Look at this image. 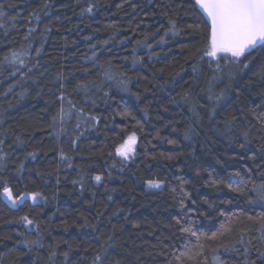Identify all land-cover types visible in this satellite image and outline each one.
I'll return each mask as SVG.
<instances>
[{"label": "trees", "instance_id": "1", "mask_svg": "<svg viewBox=\"0 0 264 264\" xmlns=\"http://www.w3.org/2000/svg\"><path fill=\"white\" fill-rule=\"evenodd\" d=\"M0 11V264H261L264 47L219 70L201 60L210 26L195 0ZM133 133L124 160L116 148ZM5 186L40 200L12 206Z\"/></svg>", "mask_w": 264, "mask_h": 264}, {"label": "snow or ice", "instance_id": "2", "mask_svg": "<svg viewBox=\"0 0 264 264\" xmlns=\"http://www.w3.org/2000/svg\"><path fill=\"white\" fill-rule=\"evenodd\" d=\"M195 3L203 10L204 13H206L208 20L210 21L209 40L204 49L201 51V55L199 57L201 60L207 57L210 62L215 61L216 68L219 70L221 68V61H225L229 64L240 63L241 58L247 59L246 54L250 55L251 52L258 46L264 47V0H195ZM87 11L91 12L92 7L87 8ZM6 16V13L0 11V19L5 18ZM170 25L171 27L169 31L173 35L181 34L178 25L174 20L170 21ZM0 27H4V25L0 24ZM4 59L10 63H14L16 60H19L20 57L18 53L13 52L11 57L5 56ZM20 63L22 64L23 61L21 60ZM247 66L248 65L246 63L243 65L245 68ZM193 71H195V68H193ZM111 78L112 77L109 76V79ZM88 87L89 86L84 83L77 85V88L84 90H87ZM187 95L188 93H185V96ZM59 99L63 101L64 96L61 95ZM69 103H71V101H69ZM67 115L68 113L65 112L61 106L60 111L53 117V122L55 123L57 120L63 122ZM92 119L95 120L96 118L93 117ZM77 126L79 127V125ZM136 144L137 136L133 133L116 148V154L124 160L131 159L136 154ZM29 155L33 156V158L35 157V153H29ZM5 157L6 153H4L3 149L0 148V166H2ZM21 167L23 166L21 165ZM236 175H239V173ZM94 179L97 183H99L102 177L100 175H96ZM146 183L147 186L152 189H159L162 186V182L156 179H149ZM233 190L238 191L239 189ZM253 190L257 192L260 201L264 202V184L254 187ZM2 195L5 196L13 206H15L22 203L27 197L36 201L37 197L41 194L37 192L14 196L12 189L5 186L3 188ZM20 219L25 224H33V221L27 216H23ZM249 219H252V217H249ZM257 219L264 222V213H261ZM182 231L191 232V229L185 227ZM192 235H196V233L193 232ZM212 238H216L215 233ZM24 243L32 245L36 244L37 241H24ZM247 251L248 250L245 249V256H247ZM65 256H67V253H65ZM257 258L261 260V264H264V252H260ZM96 259L99 260L100 257L97 256ZM221 264H223V262H221ZM245 264H255V261L249 262L246 259Z\"/></svg>", "mask_w": 264, "mask_h": 264}, {"label": "rangeland", "instance_id": "3", "mask_svg": "<svg viewBox=\"0 0 264 264\" xmlns=\"http://www.w3.org/2000/svg\"><path fill=\"white\" fill-rule=\"evenodd\" d=\"M26 194H29V193H25V194H23V195H26ZM3 196V195H2ZM4 197V199L9 203V204H11V202L10 201H8L7 199H6V197L5 196H3ZM26 199H30L31 201H33L30 197H27ZM40 200V196H38L37 197V199H36V201H33V202H37V201H39ZM20 204V203H19ZM12 205V204H11ZM13 206V205H12ZM15 206H18V204L17 205H15Z\"/></svg>", "mask_w": 264, "mask_h": 264}, {"label": "water", "instance_id": "4", "mask_svg": "<svg viewBox=\"0 0 264 264\" xmlns=\"http://www.w3.org/2000/svg\"><path fill=\"white\" fill-rule=\"evenodd\" d=\"M199 8H200V7H199ZM200 9H201V8H200ZM201 11H202V14H203L204 17L206 18V20H207V22H208V24H209V26H210V21L208 20V17H207V15H206V13H204L202 9H201Z\"/></svg>", "mask_w": 264, "mask_h": 264}]
</instances>
